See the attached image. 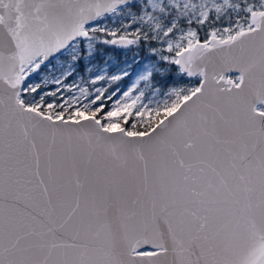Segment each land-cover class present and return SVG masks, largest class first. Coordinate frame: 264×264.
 Segmentation results:
<instances>
[{
    "label": "snow or ice",
    "instance_id": "6c2138e0",
    "mask_svg": "<svg viewBox=\"0 0 264 264\" xmlns=\"http://www.w3.org/2000/svg\"><path fill=\"white\" fill-rule=\"evenodd\" d=\"M0 264H264V0H0Z\"/></svg>",
    "mask_w": 264,
    "mask_h": 264
}]
</instances>
